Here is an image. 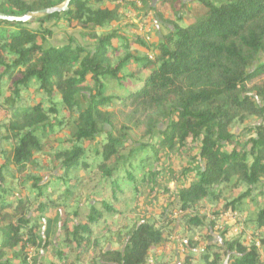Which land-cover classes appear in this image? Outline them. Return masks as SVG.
Listing matches in <instances>:
<instances>
[{
  "label": "trees",
  "instance_id": "obj_1",
  "mask_svg": "<svg viewBox=\"0 0 264 264\" xmlns=\"http://www.w3.org/2000/svg\"><path fill=\"white\" fill-rule=\"evenodd\" d=\"M65 1L0 0V13L32 16L0 20V264H155L174 238L181 264H264V0H198L202 16L168 21L154 58L129 0L35 16ZM51 21L92 47H44L31 25ZM128 107L146 115L147 142L115 135L110 112ZM188 145L193 180L134 221L164 154Z\"/></svg>",
  "mask_w": 264,
  "mask_h": 264
},
{
  "label": "rangeland",
  "instance_id": "obj_2",
  "mask_svg": "<svg viewBox=\"0 0 264 264\" xmlns=\"http://www.w3.org/2000/svg\"><path fill=\"white\" fill-rule=\"evenodd\" d=\"M132 4L126 8L123 3H120L121 11L126 9L125 19L128 23L136 25L137 34L144 36L150 45L149 57L154 58L155 47L162 41L164 35L168 34L173 29V25L168 21H176L181 19V24H190L198 20L202 14V8L198 9V0H129ZM221 2L222 0H215ZM63 5L59 6L62 7ZM197 7V8H196ZM163 15L162 17L160 15ZM45 14H35L41 22ZM42 25V36L44 47H62L66 45L91 48L90 37L86 36L85 32L79 29H66L58 21L34 23L31 28L37 29ZM262 57H260V61ZM257 98L259 103H262L261 98L252 94ZM146 115L143 111L135 107L117 108L111 110L110 120L114 127L115 135L125 136L131 143H145L149 140L146 135L145 128L138 125L137 121H145ZM256 125H263L264 120H260ZM109 129V127H107ZM242 134V133H240ZM198 156V149L192 145L186 146L184 150H174L166 152L162 158L160 169V177L154 192H146L138 203L136 215L133 216L134 221H143L160 215L172 202L173 195L185 185L190 183L197 170L200 167L199 162L194 161ZM178 229V225L175 226ZM219 237V235H217ZM216 237V241H220ZM151 254V260L155 264H162V260L167 255L174 257L173 264H181L182 255H185L186 248L180 243L178 238H174L169 243H164L162 246L154 250ZM196 264V262H195Z\"/></svg>",
  "mask_w": 264,
  "mask_h": 264
},
{
  "label": "water",
  "instance_id": "obj_3",
  "mask_svg": "<svg viewBox=\"0 0 264 264\" xmlns=\"http://www.w3.org/2000/svg\"><path fill=\"white\" fill-rule=\"evenodd\" d=\"M70 3H71V0H66L62 7H54L51 9L42 10V11L37 12V14H53V13L66 12L69 8ZM31 18H32L31 15L12 16V15H5L3 13H0V20L8 21V22L27 23L28 21L31 20ZM218 239L220 240V238Z\"/></svg>",
  "mask_w": 264,
  "mask_h": 264
},
{
  "label": "built area",
  "instance_id": "obj_4",
  "mask_svg": "<svg viewBox=\"0 0 264 264\" xmlns=\"http://www.w3.org/2000/svg\"><path fill=\"white\" fill-rule=\"evenodd\" d=\"M223 217L227 221L226 223L228 225H232V224H234L236 222V219L238 218V215L237 214H229L228 213V214L223 215ZM257 246H259V243H257Z\"/></svg>",
  "mask_w": 264,
  "mask_h": 264
},
{
  "label": "crops",
  "instance_id": "obj_5",
  "mask_svg": "<svg viewBox=\"0 0 264 264\" xmlns=\"http://www.w3.org/2000/svg\"><path fill=\"white\" fill-rule=\"evenodd\" d=\"M154 252H155V251L153 250V251H152V254H153ZM168 256H171V255H168ZM181 262H182V261H181Z\"/></svg>",
  "mask_w": 264,
  "mask_h": 264
}]
</instances>
